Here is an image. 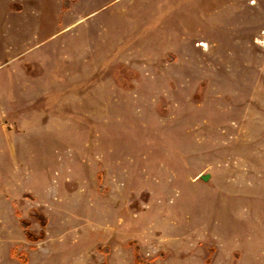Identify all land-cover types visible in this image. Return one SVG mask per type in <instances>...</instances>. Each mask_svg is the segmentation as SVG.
<instances>
[{
    "label": "rangeland",
    "instance_id": "rangeland-1",
    "mask_svg": "<svg viewBox=\"0 0 264 264\" xmlns=\"http://www.w3.org/2000/svg\"><path fill=\"white\" fill-rule=\"evenodd\" d=\"M63 10L0 0V264H264V0Z\"/></svg>",
    "mask_w": 264,
    "mask_h": 264
},
{
    "label": "crops",
    "instance_id": "crops-1",
    "mask_svg": "<svg viewBox=\"0 0 264 264\" xmlns=\"http://www.w3.org/2000/svg\"><path fill=\"white\" fill-rule=\"evenodd\" d=\"M75 5L69 3V7L67 9H64L62 13L59 14V18L63 17V29L69 28L72 25H74L77 21L82 19L83 17V11H78V0L74 3ZM77 6V7H76ZM64 14V15H63ZM41 25H38L40 27ZM23 53L22 51L20 52Z\"/></svg>",
    "mask_w": 264,
    "mask_h": 264
},
{
    "label": "trees",
    "instance_id": "trees-1",
    "mask_svg": "<svg viewBox=\"0 0 264 264\" xmlns=\"http://www.w3.org/2000/svg\"><path fill=\"white\" fill-rule=\"evenodd\" d=\"M69 7L68 0H62V8L67 9ZM14 205V204H13ZM15 215L19 216L18 211H14ZM19 226L22 228L23 236L26 240L36 242L40 239L44 238V231H39L37 234H34L32 231L28 229L29 221L24 218H19L18 220Z\"/></svg>",
    "mask_w": 264,
    "mask_h": 264
},
{
    "label": "water",
    "instance_id": "water-1",
    "mask_svg": "<svg viewBox=\"0 0 264 264\" xmlns=\"http://www.w3.org/2000/svg\"><path fill=\"white\" fill-rule=\"evenodd\" d=\"M199 177H200L201 179H203V180H206L207 177H208V175L205 173V174H201V175H199Z\"/></svg>",
    "mask_w": 264,
    "mask_h": 264
},
{
    "label": "bare ground",
    "instance_id": "bare-ground-1",
    "mask_svg": "<svg viewBox=\"0 0 264 264\" xmlns=\"http://www.w3.org/2000/svg\"><path fill=\"white\" fill-rule=\"evenodd\" d=\"M48 13V12H47Z\"/></svg>",
    "mask_w": 264,
    "mask_h": 264
}]
</instances>
